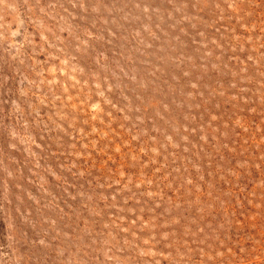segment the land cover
<instances>
[{
    "label": "rangeland",
    "instance_id": "1",
    "mask_svg": "<svg viewBox=\"0 0 264 264\" xmlns=\"http://www.w3.org/2000/svg\"><path fill=\"white\" fill-rule=\"evenodd\" d=\"M0 264H264V0H0Z\"/></svg>",
    "mask_w": 264,
    "mask_h": 264
}]
</instances>
